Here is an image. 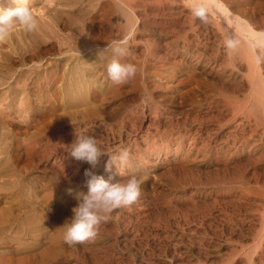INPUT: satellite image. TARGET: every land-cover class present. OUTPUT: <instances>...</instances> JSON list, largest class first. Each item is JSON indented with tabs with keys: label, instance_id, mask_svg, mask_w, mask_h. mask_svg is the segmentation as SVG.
I'll use <instances>...</instances> for the list:
<instances>
[{
	"label": "rangeland",
	"instance_id": "374dc122",
	"mask_svg": "<svg viewBox=\"0 0 264 264\" xmlns=\"http://www.w3.org/2000/svg\"><path fill=\"white\" fill-rule=\"evenodd\" d=\"M182 1L12 0L27 4L36 32L17 25L0 37V264H215L227 258L230 247H223L224 256H218L213 245L225 236L237 239L239 232L245 234L248 223L241 209L246 188L235 180L245 174L246 157L218 153L211 122L215 111L210 105L217 78L196 62L198 56L211 62L221 50L219 36L211 14L198 20L192 14L194 0ZM224 3L250 23H259L264 16V0ZM113 40L130 49L121 61L135 64V75L116 84L103 67L90 76L93 83L84 93L85 107L64 108L62 78L77 58L99 59L106 66L110 54L96 56ZM150 45L153 56L148 54ZM172 46H177L178 54L169 57ZM81 126L107 154L127 147V164L106 169L107 154L94 167L71 158L64 145L74 140ZM186 138H195V144L190 142L207 150V162L192 160L202 154L190 152ZM86 170L113 182L135 175L141 180L140 196L101 222L93 240L68 245L61 226L71 217L76 194L87 191ZM226 174L232 181L225 185L238 189L213 203V194L200 199L184 181L207 178L220 189L225 187L218 186L220 178Z\"/></svg>",
	"mask_w": 264,
	"mask_h": 264
},
{
	"label": "bare ground",
	"instance_id": "6f19581e",
	"mask_svg": "<svg viewBox=\"0 0 264 264\" xmlns=\"http://www.w3.org/2000/svg\"><path fill=\"white\" fill-rule=\"evenodd\" d=\"M190 1H193V0H190ZM194 1H196L197 3L196 2L194 3ZM194 1H193V4L197 5L198 7L204 8L206 10V13L211 14V16L213 18V23L216 27V30H217V33L219 36L218 39L220 40V46H221V47H219V48H221V50L218 49L213 54V56L211 58L212 59L211 62L205 63V60H204V58H202V56H198L199 57L198 61H196L199 65V67L200 66H202L204 68L208 67L211 69V71H214L215 76L217 78L216 81L213 82L214 98L212 99V101H210V105L212 107L211 109H213L215 111L214 116L211 113L212 114L211 122L215 128L212 135H214V139L217 143L216 144L217 145V151H218V153H220L222 155L228 154V157L231 154L234 155V154H238V153L243 154L246 157V166H245V170H244L245 174L242 175V177H240L239 179H237L235 181H236V184H239V186H244L246 188V190L244 189L245 195H243V198L245 201L243 203H242V201H240V202L242 203V205L244 204V209H241V210L244 211V214H245L244 219L248 223L247 229H246V232L244 235L241 232H239L238 233L239 235H237L239 237L237 239H233V237H230V236H225L226 238L224 240H222V239H220L219 241L216 240L217 241L215 243L216 245H213V246H215L214 248H215V254L216 255H218V256L223 255L222 252H225V249H224V251H222V250H223V247H225L226 245H229L230 249H228L229 254H228V256L226 255L227 258L220 259V257L218 258V256H217L216 259L217 260L220 259V260L215 262V264H264V16L261 18L259 23H255V22L250 23L251 21L247 22L245 20V18H243L242 16H240L236 12L235 9L229 8L228 7L229 4L226 5L224 3V0H194ZM237 1H239V0H237ZM180 4H181V2H180ZM52 16H53L54 20H56L57 17H54V15H52ZM70 16H71V14H70ZM37 26H39V25L36 24V27ZM37 29L40 30L41 28H37ZM34 30L36 32L35 28H34ZM19 38H21V37H19ZM175 39H177V38H175ZM182 41H183V39H182ZM9 43H11V42H9ZM152 46L153 45L148 46L149 47L148 54L153 56L154 51H151ZM68 47H72V46L68 45ZM85 47H87V46H85ZM204 48H205V46H204ZM80 49H81V47H80ZM169 49H170V47H169ZM215 49H217V48H215ZM205 52H207V51H205ZM177 54H178L177 46H172L171 51L168 53L169 57L170 56L171 57L176 56ZM194 54L197 55L196 53H194ZM191 55H193V54H191ZM185 58H186V56H185ZM193 58H194V56H193ZM205 59H206V57H205ZM91 60H92V57H91ZM98 60H95L94 62H85L82 60V58H77L75 64L69 70V75H67V74L65 76L63 75L64 78H62V82L59 86L61 87L60 91L63 94V96H61V98H60V100H61L60 103L62 104V106L64 108L65 107H67V108L79 107V106H84L86 104V102L88 101L87 100L88 97H85L84 93L88 92L90 85L93 83L90 80V76L94 75V74H98L99 70H101L103 67H106V66H103V64H101V62ZM208 61H210V60H208ZM103 70H104V68H103ZM100 73H102V72H100ZM92 98H90V99H92ZM93 99H95V97ZM132 111L129 112L130 115L134 114ZM142 111H143V109H142ZM209 116H211V115H209ZM203 122H204V120H203ZM205 123H207V122H205ZM201 124H202V122H201ZM203 125H204V123H203ZM120 130H121V128H120ZM120 130H118V133H117V138L119 139V141H120L121 132H122ZM199 131H200V129H199ZM209 131H211V130H209ZM159 135L161 137V134H159ZM117 138H115V139L117 140ZM195 138H192V139L186 138L188 149H190L189 150L190 152H192V150H195L196 154L199 153V154H202V156H200V158L193 156L192 160L193 161L197 160L199 162L200 161H206L207 160V156H206L207 150L205 152L204 147H202V148H200L198 146L195 147L193 145V143L195 144ZM112 139H114V137ZM203 139H204V137H203ZM190 140L193 143L190 142ZM109 142H111V141H109ZM48 144H49V142H48ZM113 146H115V145H113ZM139 146H141V145H139ZM139 154H140V152H139ZM55 156H54V158H56ZM49 157H50V155H49ZM185 157H187V156H185ZM141 158H142V156H141ZM188 158H190V157H188ZM54 160H56V159H54ZM227 160H229V159H227ZM234 163L236 164L235 161H234ZM230 164H231V162H230ZM238 164L241 165V163H238ZM233 166H235V165H232V168H233ZM259 169H260V172L258 171ZM115 170H116V168H115ZM229 170H231V169H229ZM198 173L199 172H197L196 175ZM202 174H204V173H202ZM211 175H212V173H211ZM220 176H222V175H220ZM220 179H221L220 183H222V185H218L219 187H222L226 183H230L232 181L231 180L232 177H229L227 174L223 175ZM184 181H185V184L188 185V188H190V186H191L192 188H194V191L198 195L200 194L199 195L200 199H203V198L207 199L213 194L214 199L212 200L211 203L217 202V200H216L217 197L220 199V201L223 198L225 199L226 195L232 194L233 192L236 193L235 191L238 189L235 186H227V185H225V187H223V188L218 189L215 186L216 184L213 183L211 180H208L207 178L202 180L201 178L199 179V177H197L196 179H191V177H190V178H186V180L184 179ZM238 194H239V192H238ZM224 199H223V201H224ZM226 200H229V199H226ZM192 202H194V201H192ZM188 203H190V202H188ZM221 203H223V202H221ZM221 203H220V205H221ZM224 203H226V202H224ZM237 203H238V201H237ZM196 204L197 203H195V205ZM227 204L229 205V203H227ZM238 204H240V203H238ZM203 205H205V204L203 203ZM222 205H224V204H222ZM199 207H200V205H199ZM238 208H240V206ZM241 208H243V207H241ZM170 210H171V208H170ZM126 211H128V210H126ZM179 211H180V209H179ZM181 211H183V210H181ZM192 211H195V210L192 209ZM171 212H172V210H171ZM184 213H185V211H184ZM173 218L175 219V217H173ZM176 221H178V220H176ZM170 225L172 226V223ZM182 225H181V227H182ZM227 225L230 226V224H227ZM175 226L173 227L174 229H175ZM222 228H224V226ZM226 230H229V229H226ZM230 230H233V229H230ZM168 231H170V230H168ZM180 233H181V231H180ZM231 233H233V231ZM234 233H236V232H234ZM220 234L222 237L223 229L220 230ZM185 235H186V233H185ZM219 235H217V236L220 237ZM223 235H225V234H223ZM175 236H177V235H175ZM186 236H184V237H186ZM189 236H192V235H189ZM189 236H188V238H189ZM233 236L235 237V235H233ZM184 237H183V239H184ZM195 237H197V236H195ZM195 237H193V238L195 239ZM188 240H186V241L188 242ZM190 240H191V238H190ZM191 242H192V240H191ZM199 242H201L200 238H199ZM172 246H173V244H172ZM167 248H168V246H167ZM169 248H170V246H169ZM205 250H203V251H205ZM157 251H159V250H157ZM168 252H169V250H168ZM171 254H174V253H171ZM207 254H209V253H207ZM210 255H211V253H210ZM188 257H190V256H188ZM181 258H182V256H181ZM211 259H213V258H211ZM179 261H180V259H179ZM209 261H208V263H209ZM166 263H169V262H166ZM88 264H89V262H88ZM193 264H194V262H193ZM198 264H206V262L205 261L204 262H198Z\"/></svg>",
	"mask_w": 264,
	"mask_h": 264
},
{
	"label": "clouds",
	"instance_id": "9594fccd",
	"mask_svg": "<svg viewBox=\"0 0 264 264\" xmlns=\"http://www.w3.org/2000/svg\"><path fill=\"white\" fill-rule=\"evenodd\" d=\"M193 16L201 21L206 20V10L202 7L193 6ZM23 26L31 31L35 21L30 8L24 3H4L0 0V37L6 36L14 26ZM101 54H110L111 58L106 63L108 78L121 84L133 77L137 67L133 63L122 62L121 58L130 55V49L125 47L119 40H113L99 50ZM68 155L77 161L87 162L91 166L98 163L103 154H107L101 147L98 139L89 134L87 127L81 126L79 132L75 130L74 140L64 145ZM109 159L105 165H125L130 157L127 148H121L115 154H107ZM86 192L76 194V205L71 209V217L61 226L64 228L63 240L68 245L82 244L93 240L97 236L98 226L106 221L116 209L130 206L140 196L141 180L131 175L124 180L113 182L111 178L104 179L88 170L85 171Z\"/></svg>",
	"mask_w": 264,
	"mask_h": 264
}]
</instances>
